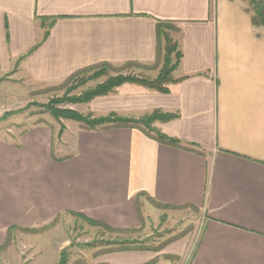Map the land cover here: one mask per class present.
I'll return each instance as SVG.
<instances>
[{"label":"crops","instance_id":"1","mask_svg":"<svg viewBox=\"0 0 264 264\" xmlns=\"http://www.w3.org/2000/svg\"><path fill=\"white\" fill-rule=\"evenodd\" d=\"M245 8L241 0H0V73L41 84L101 64L155 78L157 24L174 25L181 58L168 93L124 84L91 102L107 100L100 116L172 114L153 128L194 149L136 128L79 130L60 161L51 131L0 142V228L41 227L71 212L131 230L150 208L157 218L193 211L200 231L188 264H264V37ZM123 255L129 264L151 259Z\"/></svg>","mask_w":264,"mask_h":264},{"label":"rangeland","instance_id":"2","mask_svg":"<svg viewBox=\"0 0 264 264\" xmlns=\"http://www.w3.org/2000/svg\"><path fill=\"white\" fill-rule=\"evenodd\" d=\"M169 36L172 42L176 41L177 29L174 25H170ZM172 56L174 58V54ZM117 74L148 78L156 75L143 68L130 66L121 72L112 71L108 76ZM106 77L88 81L68 91L70 83L41 84L22 73L21 78L13 73H0V142L16 146L21 142V136L28 131H51L54 157L72 155L75 134L83 130L82 126L75 121L54 118L47 107L52 101L64 99V102L53 107L99 117L103 112L99 107H104L107 100L101 101V106L100 101L79 104L65 100L80 96L82 92L102 83ZM154 213L156 210L150 208L151 217L146 222L124 233L90 225L82 218L67 213L49 223L51 225L40 233L12 230L8 234V228L12 226L2 227L0 264H59L61 256L66 259V264H129L123 254L131 252L146 253L147 258L151 259L145 264H188L192 246H195L200 231L198 227L195 229L196 215L190 211L176 213L173 217L157 218ZM124 242H132L136 248L145 250L118 251ZM182 244H187L188 249L179 255L175 254V248Z\"/></svg>","mask_w":264,"mask_h":264},{"label":"trees","instance_id":"3","mask_svg":"<svg viewBox=\"0 0 264 264\" xmlns=\"http://www.w3.org/2000/svg\"><path fill=\"white\" fill-rule=\"evenodd\" d=\"M245 5V10L250 14L252 25L258 29L261 32V35L264 37V0H241ZM170 25L167 22H158L156 27L157 32V43H158V51L157 56L158 60L161 61V68L155 78H148V77H137L135 75H115V76H108L109 73L112 71L121 72L126 67L116 68L108 64H101L95 67L83 69L73 75H71L65 82L67 84H71V87L68 89V91L72 89H77L81 85L85 84L88 81L92 80H98L102 77H106V79L96 85L94 88L88 89L80 94V96H72L69 99H66L65 101H69L72 103H83L88 104L91 101H93L96 98L100 97H106L109 95H112L116 88L124 85V84H134L139 85L142 87H145L147 89L153 90L158 93L166 94L168 93L167 86L169 84L175 83L176 80L172 77V72L176 69L180 58L181 53L178 51L177 43L172 42L170 36H169V29ZM174 54V58L172 56ZM130 67V66H127ZM137 67V66H136ZM146 69V68H144ZM64 102L63 100H55L52 101V104H50L47 109L49 113L56 119L63 118L66 120H71L79 123L82 126V129L84 131H95V132H101V131H107L111 129H117V128H136L143 131L147 136L154 139L155 141L165 144L171 147L181 148L188 151H194L191 147H184L181 145V143L176 140L169 138L163 134H161L159 131L155 130L153 128V123L156 121L158 122H167L174 118L172 114L163 113L160 111H154L150 114H147L139 119H132V118H126L121 117L117 114L111 113L106 116H95L91 113L82 115L78 114L73 111L68 110H60L56 109L53 106L55 104ZM19 147V146H17ZM54 160L60 161L62 159H56L54 155L52 154ZM154 206L161 207V205L154 203ZM68 214L77 216L85 220L90 225L99 226L102 227L108 231L111 232H128L131 230H117L109 228L108 226L94 222L92 220L87 219L86 217L69 212ZM58 218V217H57ZM55 218V219H57ZM54 219V220H55ZM53 220V221H54ZM42 226L40 228H32V229H21L16 226H12L8 228V234L12 232V230H21V231H28L32 233H40L45 231L49 226ZM132 242H124L123 247L120 248L118 251L121 252H131V251H143L145 249L136 248ZM122 245V244H121ZM59 264H66V259L64 256H61V261Z\"/></svg>","mask_w":264,"mask_h":264}]
</instances>
